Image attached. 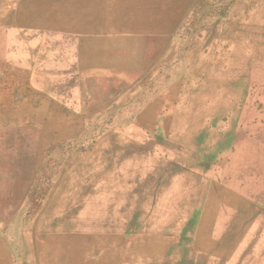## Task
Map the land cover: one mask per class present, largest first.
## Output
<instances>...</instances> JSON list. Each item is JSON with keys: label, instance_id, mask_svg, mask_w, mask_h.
I'll return each instance as SVG.
<instances>
[{"label": "rangeland", "instance_id": "rangeland-1", "mask_svg": "<svg viewBox=\"0 0 264 264\" xmlns=\"http://www.w3.org/2000/svg\"><path fill=\"white\" fill-rule=\"evenodd\" d=\"M107 1L0 0V264H264V0Z\"/></svg>", "mask_w": 264, "mask_h": 264}, {"label": "crops", "instance_id": "crops-1", "mask_svg": "<svg viewBox=\"0 0 264 264\" xmlns=\"http://www.w3.org/2000/svg\"><path fill=\"white\" fill-rule=\"evenodd\" d=\"M84 1H87L85 3L84 16L86 17V22L91 24L90 31H92L93 33H102L106 31L105 28L107 24L110 22L109 16H111V14L114 12V11L112 12L111 9L109 13L107 9L108 1L107 0H84ZM78 7H79L78 10H80L79 3H78Z\"/></svg>", "mask_w": 264, "mask_h": 264}]
</instances>
